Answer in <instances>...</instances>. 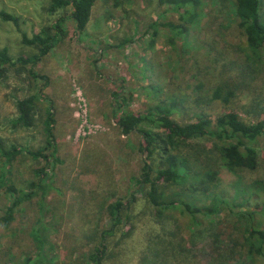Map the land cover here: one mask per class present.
Wrapping results in <instances>:
<instances>
[{
	"label": "rangeland",
	"instance_id": "obj_1",
	"mask_svg": "<svg viewBox=\"0 0 264 264\" xmlns=\"http://www.w3.org/2000/svg\"><path fill=\"white\" fill-rule=\"evenodd\" d=\"M48 3L49 0H0V11L16 17V23L0 17V47L6 46L12 57L35 51L21 42V33L30 36L63 18L62 30L55 29L53 47L30 69L46 76V85L28 72V66L3 64L0 137L5 144L22 149L41 144L43 103L35 111L31 127L13 128L9 123L15 115V100L41 86L52 101L59 163L54 167L53 187L46 195L41 215L46 225L41 230L45 236V260L39 264H73L77 260L83 264L97 233L109 226L104 204L128 193L133 182L130 176L139 173L140 155L133 147L138 136L121 134L112 117V92L120 80L124 81L125 91L130 92L129 106L133 110L168 95L176 100L183 96L184 108L180 109L176 102V121H185L199 112L212 119L224 106L214 101L193 105L194 71L188 68L194 63L201 69L204 93L221 80L235 79L243 67L245 45L236 27L233 0H199L196 16L181 20L172 5L159 0H94L80 33L68 17L70 6L50 10ZM260 18L264 21V0H260ZM166 22L189 26L187 53L167 43L161 27ZM154 29L157 34L151 39L149 33ZM233 92L227 106L240 118L250 122L263 119L264 62L249 83L237 85ZM214 141L209 137L193 140L205 147ZM255 146L258 164L254 171L240 172L234 186L231 181L235 176L220 177L215 191L225 202L212 215L197 213L191 219L186 212L170 211L156 216L135 193L137 199L128 208V219L115 225L107 238L108 255L102 264H264V252L262 255L245 246L238 215L249 212L264 196V188L259 198L249 196L254 181L264 186V138ZM42 164V159L18 156L7 175L16 176L17 184L20 179L31 178V169ZM188 184L186 181L170 189H183L180 196L184 200L207 205L209 199L201 202L199 191L187 190ZM3 201L0 194V205ZM39 216L36 200L31 198L19 205L7 227L0 226V264L11 254L34 251L29 229ZM250 217L253 220L247 223L264 231L261 213L253 212Z\"/></svg>",
	"mask_w": 264,
	"mask_h": 264
},
{
	"label": "trees",
	"instance_id": "obj_2",
	"mask_svg": "<svg viewBox=\"0 0 264 264\" xmlns=\"http://www.w3.org/2000/svg\"><path fill=\"white\" fill-rule=\"evenodd\" d=\"M93 1L49 0L48 7L50 10H56L70 6L68 17L74 25V30L80 33L87 23ZM159 1L172 5L179 20L195 17L196 8L199 5V0ZM233 14L236 27L242 34L243 45H245L242 58L243 67L235 74V79L230 77L221 80L203 93L204 83L200 78L201 69L194 63L191 64V68H188L194 71V74H191L195 89H192L191 94L193 105L214 101L224 106V109L212 119L207 113L199 112L185 121H176L173 114L178 108L177 103L180 109L181 106L184 108L183 96L181 100H176L168 95L165 99H154L144 103L142 108L133 110L129 106L130 92L125 91L123 80L118 83L117 90L112 92L111 108L114 123L121 134L135 133L138 136L133 147L140 155L141 163L138 175L130 176L133 182L128 188L129 192L122 198H115L104 204L109 226L100 229L97 233L95 244L86 253L83 264L103 263L105 256L108 255L106 252L107 238L113 233L115 225L128 219V208L137 199L135 193H139L156 216L164 212L179 211L186 212L191 219H194L197 213L209 216L222 208L220 206L225 202V198L218 196L215 191L221 176L225 178L235 176L231 181L234 186L239 180L240 172L256 169L258 161L255 145L260 138H264V118L253 122L244 121L233 108L227 105L233 96V88L249 83L262 68L264 62V21L260 18V0H233ZM0 17L16 23V17L4 11H0ZM62 19L56 20L49 26H43L30 36L25 33L20 34L21 42L35 49L28 55L12 57L8 54L6 46L0 47V76L5 71L4 63L25 65L28 66V72L33 77H38L42 80L41 84L46 85V76L39 75L30 69L53 47L55 29H60ZM165 24L166 26L161 27L164 29L170 47L184 54L187 53L189 51L187 44L189 26L176 22ZM156 30L150 31L151 39L157 34ZM178 40H181L179 45ZM149 41L151 45L150 38ZM247 76L250 77L249 80L246 79ZM40 104L43 105L40 128L43 140L39 146L34 149H22L12 143L5 144L0 137V194L4 197L0 205V226L7 227L13 220L19 205L31 198L36 200L40 215L29 229L34 251L30 254H11L3 259V264H39L45 260L43 255L45 236L41 230L46 225L42 216L47 203L46 195L53 187L51 182L53 170L59 163V159L56 157L57 145L53 133L55 118L52 101L43 93L41 86L15 100V115L9 119V123L13 128L31 127L34 123L35 111L39 109ZM200 137L214 138L215 141L207 147L193 142L194 139ZM26 154L32 160L42 159L43 164L31 169V178L20 179L15 184L16 176L12 178L7 173L10 172L12 162L18 156ZM49 161L52 162L50 165L47 164ZM186 181L189 184L185 188L189 191H199L201 202L203 199H209L207 205L199 206L184 200L180 196L184 193L183 189H170L172 185H181ZM253 184L250 187L252 189L249 196L257 199L264 186L260 187L256 181ZM255 203L257 204L246 214L238 212L242 222L240 232L244 234L245 246L263 255L264 231L260 230L256 224L250 225L247 221L248 219L253 220L250 217L253 212H259L264 217V196ZM77 261L73 264H78Z\"/></svg>",
	"mask_w": 264,
	"mask_h": 264
}]
</instances>
